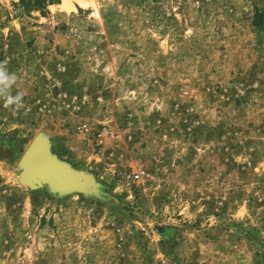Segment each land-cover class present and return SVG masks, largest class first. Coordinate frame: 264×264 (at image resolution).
<instances>
[{
  "label": "rangeland",
  "instance_id": "374dc122",
  "mask_svg": "<svg viewBox=\"0 0 264 264\" xmlns=\"http://www.w3.org/2000/svg\"><path fill=\"white\" fill-rule=\"evenodd\" d=\"M0 61V264H264V0H0Z\"/></svg>",
  "mask_w": 264,
  "mask_h": 264
},
{
  "label": "water",
  "instance_id": "95a60500",
  "mask_svg": "<svg viewBox=\"0 0 264 264\" xmlns=\"http://www.w3.org/2000/svg\"><path fill=\"white\" fill-rule=\"evenodd\" d=\"M22 162L26 166L22 177L29 185L39 183V180L55 182L58 173L63 172L62 167L47 155L45 146L37 141L30 143Z\"/></svg>",
  "mask_w": 264,
  "mask_h": 264
},
{
  "label": "clouds",
  "instance_id": "9594fccd",
  "mask_svg": "<svg viewBox=\"0 0 264 264\" xmlns=\"http://www.w3.org/2000/svg\"><path fill=\"white\" fill-rule=\"evenodd\" d=\"M17 81V75L10 72L7 68V61H0V100H3L5 108H11L13 111L18 112L26 106L23 101L24 93L18 91L12 93L13 85Z\"/></svg>",
  "mask_w": 264,
  "mask_h": 264
},
{
  "label": "trees",
  "instance_id": "16d2710c",
  "mask_svg": "<svg viewBox=\"0 0 264 264\" xmlns=\"http://www.w3.org/2000/svg\"><path fill=\"white\" fill-rule=\"evenodd\" d=\"M57 0H20V4L24 10L41 9L45 5L55 3Z\"/></svg>",
  "mask_w": 264,
  "mask_h": 264
},
{
  "label": "bare ground",
  "instance_id": "6f19581e",
  "mask_svg": "<svg viewBox=\"0 0 264 264\" xmlns=\"http://www.w3.org/2000/svg\"><path fill=\"white\" fill-rule=\"evenodd\" d=\"M64 4H67L66 2H64ZM64 171V170H63Z\"/></svg>",
  "mask_w": 264,
  "mask_h": 264
}]
</instances>
